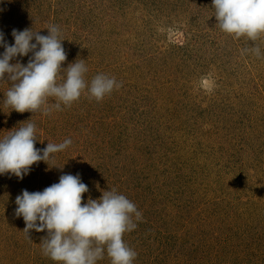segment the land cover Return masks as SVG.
<instances>
[{
	"label": "rangeland",
	"instance_id": "1",
	"mask_svg": "<svg viewBox=\"0 0 264 264\" xmlns=\"http://www.w3.org/2000/svg\"><path fill=\"white\" fill-rule=\"evenodd\" d=\"M5 3L9 44L13 29L57 25L70 37L62 67L79 59L89 84L104 74L122 86L45 115L12 110L0 83V139L33 123L37 148L72 140L23 180L0 175V264H58L43 252L47 230L25 232L15 201L64 174L88 185L82 203L114 189L136 205L142 220L123 236L133 264H264V35L223 32L212 0ZM256 46L262 55L245 51ZM97 264H111L106 249Z\"/></svg>",
	"mask_w": 264,
	"mask_h": 264
},
{
	"label": "clouds",
	"instance_id": "2",
	"mask_svg": "<svg viewBox=\"0 0 264 264\" xmlns=\"http://www.w3.org/2000/svg\"><path fill=\"white\" fill-rule=\"evenodd\" d=\"M3 3L5 0H0ZM212 5L223 32L235 38L246 36L251 41L264 35V0H212ZM46 29L48 35L28 28L13 29L14 44H9L0 31V47L4 49L0 53V83H11L4 103L12 110L47 115L52 108L62 110L61 104L71 106L85 90L99 102L122 86L114 77L104 74L96 75L89 84L85 79L88 68L79 59L62 67L67 54L61 29L57 25ZM245 51L262 55L259 46ZM18 57H29L27 65L19 62ZM14 60L17 62L12 63ZM50 98L55 101L52 105ZM38 139L33 123H22L0 139V175L11 174L23 180L33 165H50L55 154L72 144L67 138L59 144L49 142L41 149L36 147ZM88 192L80 174H64L58 183L43 191L23 190L16 197L15 215L23 217L28 234L29 230H47L43 252L58 264H97L105 249L111 264H133L137 253L123 236L135 230V221L142 220V213L114 189L105 191L99 199L89 198L82 203L83 194Z\"/></svg>",
	"mask_w": 264,
	"mask_h": 264
},
{
	"label": "trees",
	"instance_id": "3",
	"mask_svg": "<svg viewBox=\"0 0 264 264\" xmlns=\"http://www.w3.org/2000/svg\"><path fill=\"white\" fill-rule=\"evenodd\" d=\"M4 4L7 6V3H4ZM24 5H25V6H28V5H30V4H27V3H26V4H24ZM82 22H84V24L87 23L86 26L89 25L88 21H86V20H83ZM82 22H81V23H82ZM63 37H64V36H62V38H63ZM69 39H70V37H64V38H63V40H64L63 42H64V43H63V42H62V43L68 45V43H69ZM179 48H180V47H179ZM181 48H182V47H181Z\"/></svg>",
	"mask_w": 264,
	"mask_h": 264
}]
</instances>
